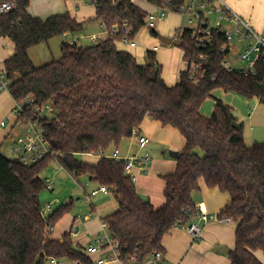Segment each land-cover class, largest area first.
<instances>
[{
    "label": "trees",
    "instance_id": "obj_1",
    "mask_svg": "<svg viewBox=\"0 0 264 264\" xmlns=\"http://www.w3.org/2000/svg\"><path fill=\"white\" fill-rule=\"evenodd\" d=\"M113 1L97 0L96 17L109 27L128 21L129 37L134 38L144 27L147 10L132 0ZM150 1L163 5L169 0ZM173 1L179 5L185 0ZM13 2V10L0 15V35L15 44L0 85L4 77L15 101L23 104L24 125L40 119L34 105L50 103L53 110L40 120L51 148L42 160L28 165L0 149V264H50L52 258L93 264L70 233L62 239L52 236L51 228L72 209L73 200L44 216L41 194L48 188L41 173L53 161L75 177L89 176L114 195L118 207L104 220L123 255L136 253L144 259L155 251L165 252V235L196 221L199 209L193 194L204 180L208 187L230 195V202L217 215L236 224L235 246L228 253L232 264H264L256 255L264 254V143L247 145L243 125H233L234 111L220 99L211 116L201 113L202 104L217 89L258 98L264 104V55L257 54L246 73L229 70L222 64L229 54L221 50L226 41L222 33L216 32L214 45L205 52L208 58L202 59L185 31L180 46L184 59L200 64L205 77L191 81L187 70L177 84L169 85L154 53L149 52L147 64H140L117 47L116 41L124 36L120 25L118 34L96 44L71 45L65 39L61 58L37 66L29 55L32 47L63 33H82L84 23L69 13L45 20L33 17L28 12L31 0ZM27 96L34 102L28 103ZM147 117L176 128L186 141L176 170L163 176L161 207L139 195L126 173V160L102 156L90 163L77 157L112 152Z\"/></svg>",
    "mask_w": 264,
    "mask_h": 264
},
{
    "label": "crops",
    "instance_id": "obj_2",
    "mask_svg": "<svg viewBox=\"0 0 264 264\" xmlns=\"http://www.w3.org/2000/svg\"><path fill=\"white\" fill-rule=\"evenodd\" d=\"M226 2L247 22H249L255 30L261 32L264 35V0H226ZM142 6L145 8V10L150 9V7H148L146 4H142ZM28 12L33 17H39L44 20L51 16L69 13L78 22L84 23V31L82 33H76V35L85 37L82 40H87L88 44L86 45L95 44L89 38V36L92 34H100L105 39L109 37L102 26V21L96 17L95 5L90 3L88 0H31V4L28 7ZM181 22H183V18L180 15L174 13L170 14L167 19L160 22L156 34H153L152 31L143 28L135 36L136 45H131L124 40H117L116 45L120 50L129 52L133 56H135L140 64H147L149 52L154 53L157 62L162 66L163 78L165 79L167 84L175 85L179 82L181 72L187 71L189 69V63L185 61L184 51L180 48V46L176 45L174 49L170 48L173 43L166 44L162 42L157 34H166L161 29L163 25H165L166 28L169 29H172L174 26H178L179 28ZM71 36L75 35H68L66 39H69ZM155 46H159V49L157 51L154 50ZM35 47L36 46L32 47L29 50V55L32 61V56L34 55L33 50L35 49ZM162 51H170L171 53H173L172 65L164 66L165 64L163 63L162 57L159 55ZM237 51L238 49H232V53H237ZM14 52V42L10 38L0 35V74H2L4 71L5 61L8 58L12 57L14 55ZM218 91L219 89L213 92V97L217 95ZM214 98L215 106L216 99L220 98ZM256 99L257 101L254 103L255 106L250 107V110L252 108L253 110H249L248 115L244 117L246 118L245 122H240V120L236 118V121L238 123H241L243 125V128L244 125L247 128L244 138L246 144L249 146L253 145L254 143H264V127L263 129H258L257 127H255V123H257L258 121L264 122V116L262 115V113L259 116L257 114L258 111L254 112L256 106L260 102L258 98ZM225 104L233 107L228 103ZM15 105L16 101L9 90H3L0 92V149L6 156L10 158H14L13 147L16 143L17 138L25 133V128L20 124L18 116L14 111ZM213 110L214 107L212 111L203 110L201 107V113L207 117L211 116ZM2 121L5 122L4 125H2ZM150 123L151 122H147L145 128L146 133H143L144 130L142 129V125L138 129V132L141 135L150 137L151 140L153 139L152 137H154L155 139L161 141L162 138L166 140V134L169 137L175 135L177 137V141H170V146L175 149L174 151L180 152L185 147V138L183 137V135L181 136L179 134V130L177 131L176 128H173L171 126H164V128H159V126ZM157 132L158 134L156 135ZM136 139H138L137 136L133 135L130 138H125L122 140V142L120 143V146L122 145V147L120 148L119 146L118 149L120 155L123 158L139 155L138 153L134 154V144ZM152 143L153 142L151 141L147 148H149ZM144 149L145 148L140 147V150ZM156 153V159L152 160L151 154L147 152L153 162L150 163L149 170L146 173L137 172L138 179L135 182V186L137 192L143 199L149 200L155 207H161L165 204L164 189L166 183L163 176L169 173H173L176 170L177 159H173V157V160L160 159L159 152ZM87 155L90 157H97L95 161H87L90 163H95L100 158V156L97 155ZM56 173L57 171H55L54 175H56ZM200 187V190L193 194L194 202L199 211L218 214L230 202L231 198L229 193L221 191L218 188L208 187L205 184L204 180L200 181ZM95 189L97 188L93 187L92 190ZM86 194L88 193L86 192ZM107 194L108 193L100 192V195ZM116 209H114V211ZM91 211L94 213V215L91 217L88 216L89 213L87 215H83L84 218H82V216L80 215H76L74 217L72 226L70 227V230L73 229L76 221L78 220L85 221L83 224H81V226L83 227L81 236L73 238L74 243L79 247L86 246L92 240L94 235L102 229V220L111 214L110 213L106 216H101L97 212L96 206L94 204H91L90 212ZM196 222L202 227L201 237L198 239L193 238L191 233L188 232L187 228L183 227H177L170 231L167 235H165L163 239V247L167 260L170 262V264H232L228 253L235 246L236 224L232 221L229 222L224 220H209L207 222H203L198 217L196 219ZM65 233L66 231H64L63 233L60 232L59 235L52 234V236L54 238L62 239ZM84 240L86 242H83ZM216 246H226V248L228 249V253L223 254L214 251V248ZM256 255L264 263L263 252L258 251L256 252ZM92 260L93 264H96L94 262L96 261V256H92ZM61 261V264H73V262L68 259H62Z\"/></svg>",
    "mask_w": 264,
    "mask_h": 264
},
{
    "label": "built area",
    "instance_id": "obj_3",
    "mask_svg": "<svg viewBox=\"0 0 264 264\" xmlns=\"http://www.w3.org/2000/svg\"><path fill=\"white\" fill-rule=\"evenodd\" d=\"M94 5L97 0H88ZM118 0H114L113 4H118ZM135 4L142 6L146 4L150 9H147V16L145 18V24L143 28L150 31H157L160 22L167 19L170 14L180 15L185 24L182 27L175 29L174 35L171 37L173 41L182 42V36L185 31L190 32V37L195 41L197 49L200 51V57L207 59L208 55L205 53L215 43L216 32L222 33L225 37V43L222 45L221 50L223 52L229 51V54L222 61V64L229 70L238 69L242 72H247L248 69L253 68L252 63L257 54L264 55V35L261 32L255 30L249 22H247L240 14H238L226 0H185L182 4H175V1L169 0L163 5H158L150 0H132ZM15 7L13 1H0V15L7 13ZM215 16V23L212 24V18ZM122 26L124 30V41L131 45H136L135 37L130 38L132 28L128 21H123L118 24L115 23L112 26H107L102 22V26L108 34V38L115 36L121 30ZM70 35L69 33H63L62 37L66 39ZM85 37L71 36L66 39L71 45L79 44ZM92 42L99 43L105 38L100 34H92L89 36ZM234 42L243 43L244 47L241 51H237L236 59L239 62L247 63L246 67H240L236 65V62L228 60V56L232 53ZM159 46H155L154 50L157 51ZM189 77L191 81H197L198 78L205 77V72L201 71V66L197 62L189 64ZM0 85V92L8 90L9 84L4 77H2ZM26 101L33 103L34 99L27 96ZM52 105L50 103H43L41 105H34L33 112L40 115V119L36 122H31L24 125L21 122V118L24 115L23 104L16 102L14 111L16 112L19 122L25 128V133L19 136L13 147V155L16 159L24 162L25 164H32L39 160H42L46 154L51 150L50 145L45 139L43 126L40 123L41 118H46L49 113L52 112ZM5 122L2 121V125ZM134 136H137L138 142L141 148L147 147L151 143V138L146 135H141L138 129L133 132ZM97 156H108L116 160H126L125 170L131 177L133 182L138 179L137 172L146 173L149 170L151 163V157L148 154L134 155L123 158L120 155L119 149L116 148L112 152L100 151L98 153H89ZM47 188L52 190L55 186L54 177L47 180ZM100 192L109 193V189L106 186H100L99 188L92 190L87 194L88 199H92ZM46 211H51L52 203L46 204ZM45 213V211H43ZM94 213L89 212L88 216H93ZM203 222L209 220H224L232 221L231 218H219L214 213H207L199 211L197 216ZM84 218V216H82ZM86 218V217H85ZM188 231L193 238L198 239L201 237L202 227L196 221H192L187 226ZM53 230V227L51 228ZM76 234V229L70 230V235ZM84 252L89 256H96V264H170L167 260L166 254L163 251H155L148 255L146 258L141 259L136 253L123 255L120 242L112 235L109 230L108 223L102 220V229L94 235L92 240L84 247ZM62 259L52 258L50 264H61ZM73 264H82L80 261H72Z\"/></svg>",
    "mask_w": 264,
    "mask_h": 264
},
{
    "label": "rangeland",
    "instance_id": "obj_4",
    "mask_svg": "<svg viewBox=\"0 0 264 264\" xmlns=\"http://www.w3.org/2000/svg\"><path fill=\"white\" fill-rule=\"evenodd\" d=\"M215 23V16L212 18V24ZM183 25H186L184 20L181 22V25L179 27H182ZM178 26H174L172 29L166 28L165 25L161 28L168 37H172L174 35L175 29H177ZM62 41L64 39L61 36H57L53 39H51L48 43H42L39 46H36L35 49L33 50L34 55L33 57V62L37 65H44L46 63H49L51 61L57 60L61 58L62 56ZM88 44L87 40H82L79 42V46H86ZM232 46H235L234 49H239L241 51L244 47L243 43H238L234 42ZM176 45L172 44L170 48L174 49ZM168 49V48H165ZM172 54L170 51H162L159 55L162 57L163 63L166 65H172ZM236 53H231L228 56V60L232 62H236L237 66L240 67H246L248 64L239 62L236 59ZM159 57V56H158ZM220 95V96H219ZM216 98L222 99L225 103L230 104L234 111V114L237 119L240 120V122H245L246 121V115H248V111L250 110L251 106H255L254 103L257 101L256 98L253 99H246L245 97L235 93V92H226L224 90L219 89L217 92V95L214 96ZM214 97H209L207 98L204 103L202 104V109L203 110H210L212 111L214 107ZM253 108L250 110L252 111ZM255 111H258L257 114L260 116L261 113L264 116V104L258 103L256 106ZM147 122H151L150 124H154L159 126V128H164V125L160 123L157 120H153L149 117H147L143 123H142V129L144 130L143 133L145 132V128L147 125ZM255 127L258 129H263L264 127V122L258 121L255 123ZM178 131V130H177ZM245 131H247L246 126L244 125L243 132L245 135ZM179 134L182 136L180 131H178ZM158 132L156 133V135ZM152 144L150 145L149 148L145 147L144 150H140L139 147V142L138 139L135 141V146H134V154H139V155H145L147 152H149L152 156V160H155L157 157V153L159 152L160 154V159H167V160H173L172 157L170 156V150H175L173 149L170 144V141L176 142L177 137L175 135L172 136H167L165 135V138H162L161 140H157L154 137H152ZM122 145L120 146V148ZM113 148H111L109 151H112ZM149 155V154H148ZM150 156V155H149ZM77 157L83 161H95L97 157H90L87 154H78ZM151 160V162H153ZM55 171H57L56 175ZM41 177L47 182L49 178H55V186L53 187L52 190L50 189H45L42 194H41V202L43 206V211H45L44 216L48 217L53 213V210L58 208L59 206L66 204L70 200H73L74 204L71 210L66 212L62 217H60L55 225L53 226V232L52 234L54 235H59V233H63L66 231L69 233L70 227L72 226V223L74 221V217L76 215H87L90 210H91V204L96 206L97 212L101 216H106L114 211V209L117 208V201L112 193H108L107 195H97L93 197L92 199L87 198L86 192L89 194L90 191L95 188H99V183L92 181L89 176L83 175V176H78L75 177L71 173H69L58 161H53L50 163V165L41 173ZM136 184V183H135ZM50 202L52 203V209L51 211H46V204ZM217 215V213H214ZM78 220V219H77ZM85 221L83 220H78L76 221V224L73 228L76 229V234H72V238H77L80 237L82 234L83 227L81 224H83ZM80 228V229H79ZM187 228V227H186ZM188 230V229H187ZM189 232V231H188ZM83 242H86L85 240ZM226 247V246H224Z\"/></svg>",
    "mask_w": 264,
    "mask_h": 264
},
{
    "label": "water",
    "instance_id": "obj_5",
    "mask_svg": "<svg viewBox=\"0 0 264 264\" xmlns=\"http://www.w3.org/2000/svg\"><path fill=\"white\" fill-rule=\"evenodd\" d=\"M157 35L159 36L160 40L162 42L166 43V44H172L173 43V44H175L177 46H181V42L180 41H173V39L171 37L165 36V35H163L161 33H158ZM233 125L235 127H237V128H240L242 126V124L238 123L237 121H234ZM169 153H170L171 157L178 159L179 151L170 150ZM214 251L220 252V253H223V254H227L228 253V249L226 247H224V246H216L214 248Z\"/></svg>",
    "mask_w": 264,
    "mask_h": 264
}]
</instances>
